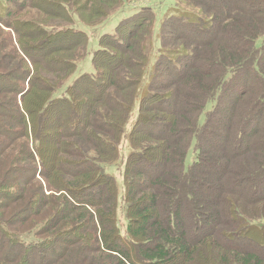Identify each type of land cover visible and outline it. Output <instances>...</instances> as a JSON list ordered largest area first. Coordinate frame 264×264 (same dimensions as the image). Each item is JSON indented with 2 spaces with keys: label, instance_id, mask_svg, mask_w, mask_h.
Here are the masks:
<instances>
[{
  "label": "trees",
  "instance_id": "1",
  "mask_svg": "<svg viewBox=\"0 0 264 264\" xmlns=\"http://www.w3.org/2000/svg\"><path fill=\"white\" fill-rule=\"evenodd\" d=\"M132 1L0 0V264H264V0Z\"/></svg>",
  "mask_w": 264,
  "mask_h": 264
},
{
  "label": "rangeland",
  "instance_id": "2",
  "mask_svg": "<svg viewBox=\"0 0 264 264\" xmlns=\"http://www.w3.org/2000/svg\"><path fill=\"white\" fill-rule=\"evenodd\" d=\"M171 3L172 2H170L169 0H133L129 4L126 3L127 5H125V7L122 9L121 12H118V14L112 15L109 18V20L107 21V23H105L103 25H100L96 28H90V27H88L82 23H78L77 27H78V29H80L82 31H87V32H89L90 30H97V32L107 31V33H109L116 26L117 22L120 19H122L123 17H127V16L131 15L137 7H140L142 5L152 7V10H154V12H156V15L160 16L163 14V12L166 10V8ZM88 34L90 35L91 31ZM91 47H92V49H90L91 52H92V50H94L97 47V45L92 41V38H91ZM78 72H86V73H92L93 72V67L91 64V54H87L86 57L82 61H80V63L78 64L77 70L72 77H75ZM190 160H191V155L189 154V155H187V157L185 159V165L189 164ZM121 171H122V167H119L118 169L115 167L111 171H109L110 173L115 175V177L117 178L119 183L121 181ZM118 213H119V211H118ZM122 222H123V219L119 215V225L122 226ZM249 235H250V237L254 236L252 233H249ZM253 239H255V238H253ZM257 240L259 242H261V240H259V239H257Z\"/></svg>",
  "mask_w": 264,
  "mask_h": 264
},
{
  "label": "bare ground",
  "instance_id": "3",
  "mask_svg": "<svg viewBox=\"0 0 264 264\" xmlns=\"http://www.w3.org/2000/svg\"><path fill=\"white\" fill-rule=\"evenodd\" d=\"M121 36V35H120Z\"/></svg>",
  "mask_w": 264,
  "mask_h": 264
}]
</instances>
